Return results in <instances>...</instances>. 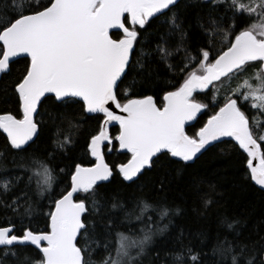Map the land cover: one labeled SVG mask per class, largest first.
I'll list each match as a JSON object with an SVG mask.
<instances>
[{
  "label": "snow or ice",
  "instance_id": "6c2138e0",
  "mask_svg": "<svg viewBox=\"0 0 264 264\" xmlns=\"http://www.w3.org/2000/svg\"><path fill=\"white\" fill-rule=\"evenodd\" d=\"M196 6L189 19L186 0H0V77L25 61L17 113L0 114V264H264V233L227 215L210 254L207 233L197 248L175 228L161 258L155 238L182 211L163 195L167 175L155 183L160 198L132 197V210L101 191L114 175L130 185L157 169L179 176L219 150L264 193V0ZM85 119L98 123L89 166L51 167L76 142L60 138L61 125L78 131ZM49 124L54 146L38 152ZM109 153L126 162L108 163ZM208 187L205 211L217 203Z\"/></svg>",
  "mask_w": 264,
  "mask_h": 264
},
{
  "label": "trees",
  "instance_id": "16d2710c",
  "mask_svg": "<svg viewBox=\"0 0 264 264\" xmlns=\"http://www.w3.org/2000/svg\"><path fill=\"white\" fill-rule=\"evenodd\" d=\"M186 3L189 4V7L185 9L189 19L195 17L202 10L196 6L199 0H186ZM0 11H6V9L0 8ZM24 63L25 61L21 59L18 63L13 64L12 73L0 80V114L17 113V101L13 92V85L19 78ZM205 102H208L207 98H205ZM80 123L83 126L78 131L71 128L67 122L61 125L60 138L63 139L66 133H74L76 142L68 155L57 157L51 167H70L73 162H83L85 166H89L91 163V157L86 153V143L88 137L97 131L98 123L96 120L87 119L80 121ZM261 127H264V124ZM54 131V126L51 124L44 128L39 141L34 145L38 152H43L45 149H51L54 146L53 141L56 139ZM0 150H5V137L2 134H0ZM106 160L110 164L126 162V156L123 153H109L106 155ZM161 175H167L169 180L168 190L163 195L169 204L178 206L182 210L181 215L174 218L173 230H170L169 234L164 237L155 238L156 244L154 247L161 251V258L163 257V251L171 248L174 243L169 237L175 235V228H181L185 231V243H188V236L191 234L192 243L197 248L199 247L200 238L196 234L199 232L207 233L204 250L210 254V249L214 246L217 234L223 235L227 232L226 226L223 225V219L226 215L230 218L237 217L244 220L246 232L251 231L253 228H259L261 233H264V193L259 192L256 187L247 183L242 176L241 166L236 159L231 156H224L219 150L203 155L179 176L175 172L167 174L164 169H157L140 178L139 185H130L114 175L108 187L101 191L106 196L113 193L118 194V199H122L126 207L132 210L135 207L129 203L132 197L143 196L149 201L160 198L155 183ZM42 178L43 175L33 177L34 187L41 184ZM209 183L215 185L213 198L217 203L210 205L208 210L205 211L199 193H208L210 191ZM115 214L122 217L121 212ZM3 223L4 220L0 219V224ZM136 224L137 227L142 226L139 225V222H136ZM44 226L43 218L36 220L32 225L33 228L40 229H43ZM124 230V226H122L121 231ZM149 251L151 252L152 249L150 248ZM93 258L98 259L96 256ZM145 264H151V256L145 258Z\"/></svg>",
  "mask_w": 264,
  "mask_h": 264
},
{
  "label": "rangeland",
  "instance_id": "374dc122",
  "mask_svg": "<svg viewBox=\"0 0 264 264\" xmlns=\"http://www.w3.org/2000/svg\"><path fill=\"white\" fill-rule=\"evenodd\" d=\"M40 177L42 176V174L41 175H39ZM43 179H44V177L41 179V184H42V181H43Z\"/></svg>",
  "mask_w": 264,
  "mask_h": 264
},
{
  "label": "water",
  "instance_id": "95a60500",
  "mask_svg": "<svg viewBox=\"0 0 264 264\" xmlns=\"http://www.w3.org/2000/svg\"><path fill=\"white\" fill-rule=\"evenodd\" d=\"M1 78H2V77H0V80H1ZM194 162H195V161H194ZM194 162H193V163H194ZM126 183H128V184H129V182H126Z\"/></svg>",
  "mask_w": 264,
  "mask_h": 264
}]
</instances>
